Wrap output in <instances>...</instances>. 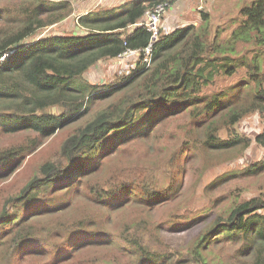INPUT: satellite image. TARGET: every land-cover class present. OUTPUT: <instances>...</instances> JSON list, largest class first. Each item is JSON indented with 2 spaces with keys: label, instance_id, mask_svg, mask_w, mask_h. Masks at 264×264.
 I'll use <instances>...</instances> for the list:
<instances>
[{
  "label": "trees",
  "instance_id": "trees-1",
  "mask_svg": "<svg viewBox=\"0 0 264 264\" xmlns=\"http://www.w3.org/2000/svg\"><path fill=\"white\" fill-rule=\"evenodd\" d=\"M58 1L29 0L27 8H16L17 0H0V182L14 172L0 190V264H39L43 258L45 264H169L177 253L171 264H186L221 233L241 242L237 260L222 264H264L263 191L228 203L191 237L188 250L170 254L163 238L166 229L174 230V219L188 230L194 221L187 219L203 216H187L172 203L181 194L174 169L182 157L207 168L216 156L244 154L253 143L264 147V129L252 136L240 128L248 114H264V0L243 6L225 38L221 27L213 29L210 10L201 8L200 24L161 30L151 65L141 58L108 83L85 73L102 59L148 45L152 31L136 23L158 3L180 0L99 3L79 16L82 32L41 35L55 23L46 16ZM3 22L15 27L4 29ZM243 67L246 77L204 92L219 75ZM178 118L185 121L171 129ZM69 126L56 154L15 173L42 147L39 136ZM8 135L13 142L4 140ZM161 139L180 145L166 147L167 156L155 155ZM135 146L143 149L139 159L129 152ZM115 160L123 166L105 175ZM162 166L171 174L166 187L155 182ZM263 170L264 158L227 176ZM162 206L165 215L157 218ZM128 208L120 221L110 215Z\"/></svg>",
  "mask_w": 264,
  "mask_h": 264
},
{
  "label": "rangeland",
  "instance_id": "rangeland-1",
  "mask_svg": "<svg viewBox=\"0 0 264 264\" xmlns=\"http://www.w3.org/2000/svg\"><path fill=\"white\" fill-rule=\"evenodd\" d=\"M6 1L11 4L15 3L14 0ZM253 1L255 0H180L171 6L174 10H169L170 8L167 9L163 20L165 15L168 13L176 14L177 16L173 15L172 18L178 17L180 20L179 22H174L169 31L187 23L193 22L195 24H200L202 19L201 12L199 10L201 8H208L211 15V20L209 21L212 23L213 29L221 27V38H225L228 37L230 32L239 24L240 18H242H239L240 9ZM17 2L18 4L13 5V7L22 6L27 8L30 3L29 0H17ZM68 2L70 4H68ZM68 2L66 1L65 4L63 0L57 2V7L53 9L52 15L46 16L49 19H56V21L54 24L47 26L46 30L43 31L41 35L45 34V32L56 34L82 32L84 28L77 24L79 16L93 9L92 7L98 6L99 3L109 2L110 4H115L118 0H71ZM32 14L31 9L29 10V14L26 16L27 21ZM9 18L10 17H7V19ZM14 27L15 26L12 22H3L2 28L4 29H13ZM165 28L167 29V27ZM39 30L42 31L44 29ZM240 49L241 44L238 46V50ZM142 56V54L134 52L122 57L102 59L85 73V76L87 77L86 79L95 81L99 80L100 83L114 81L116 78L120 77L121 73L131 71V69L138 64ZM246 70V67H243L240 72L232 76L224 74L219 75L215 83L205 86L204 92L209 93L214 89L226 87L240 78L246 77ZM93 108V111H95V109L99 108V105H94ZM55 109L57 108L55 107ZM181 121H185V118L173 120L168 124V126L171 129H176L178 123ZM73 125H76V123ZM240 128L248 135H257L258 132H261L264 129V114H248L243 118ZM70 130H72V127L69 126L66 129L60 128L54 134L44 138L39 136V138L43 140L42 147L34 155L30 156V161L27 163L28 157L26 162L21 165L15 173L20 172L27 164H29L33 169V165L36 164L38 160L45 157H51L53 154H56L62 144V141L69 134ZM26 135L31 136L34 134L28 133ZM4 140L8 143L13 142L9 135L5 136ZM161 144L162 146L159 147V151L153 152V154L157 155L162 153L167 156L169 155V150H166L165 148L179 146L180 142L173 139H161ZM142 151L139 146H135L131 147L129 152L132 158L136 157V159H139L137 156H139ZM32 157L35 158L33 161H31ZM263 158L264 147L258 145L257 143H253L244 154L240 155V153H238L234 156L233 152H231L223 155L222 157L216 156L212 164L209 163L207 168H204L205 166H203L201 160H198L196 163V161L190 159V157H182L180 159L179 165L174 169V171L180 174V177L178 178L180 183L178 189H176V195L181 193L178 196L180 203H178V198L172 203L173 205L174 203L178 204L176 208L182 207V210H179V212L185 213L187 216L192 215V217H196L198 214L203 216L202 218H194V220L192 218L187 219L186 221H194L192 222L193 225L190 224V226H192L188 230H182L183 226L178 227L179 222H177V218L173 220L174 230H170V228L166 229V234H163V238L165 239L164 246L168 248L170 254L174 252L177 253V250H188V243L191 237L198 233V231L210 221V218L213 215L224 210L228 203L237 198L241 200L243 197H251L255 194H262L264 192V170L258 174H246L237 177L227 176V173H230L232 170L243 169L251 163H255ZM122 162L123 161L119 160L110 161L108 164L109 168L104 174L110 175L111 173L116 172L119 165L123 166ZM163 165H165V162ZM218 177L223 178L214 186H210V183L214 182V179H217ZM13 178L14 172L7 179L0 182V190L7 185L9 187V183L13 181ZM155 182H158V184L163 187L170 185L171 174L168 166H162L160 170L157 171V178ZM130 205L131 203H129V206ZM169 206L171 207V205ZM130 208L126 210L120 209L117 212L114 211L112 214L110 213V215L120 221L130 213ZM164 215L165 212L162 206L156 216L157 218H161ZM240 245L241 242L236 237L221 233L217 237L209 239L201 247H199L198 252L196 253V256H198L196 262H187L186 264L231 263L232 261L237 260L235 251L239 250ZM180 254L181 253H177L176 255L178 257L173 260L170 259L168 263L171 264L172 262H176L177 259H179ZM45 260L46 259L43 258V262L39 261V264H45Z\"/></svg>",
  "mask_w": 264,
  "mask_h": 264
},
{
  "label": "built area",
  "instance_id": "built-area-1",
  "mask_svg": "<svg viewBox=\"0 0 264 264\" xmlns=\"http://www.w3.org/2000/svg\"><path fill=\"white\" fill-rule=\"evenodd\" d=\"M171 6L169 5L168 2L165 1L158 3L151 9H147L144 14V18L140 19V21L137 22L136 24L146 25V27L150 31H152L151 41L145 47L128 48L124 52L119 54L118 57H122L124 55L137 52L143 55L141 58H143V61H145L148 66L151 65L153 60L154 46L160 36L161 30L163 29L169 31L168 27L163 24V17L167 9L170 8ZM165 27H167V29Z\"/></svg>",
  "mask_w": 264,
  "mask_h": 264
},
{
  "label": "crops",
  "instance_id": "crops-1",
  "mask_svg": "<svg viewBox=\"0 0 264 264\" xmlns=\"http://www.w3.org/2000/svg\"><path fill=\"white\" fill-rule=\"evenodd\" d=\"M169 10H174L172 9V7H170ZM184 13V12H183ZM173 15H176L174 13H168L167 15H165V18L163 20V24L166 25L168 27V29H170L171 25L174 23V22H179L180 20L178 19V17H175V18H172ZM177 16V15H176Z\"/></svg>",
  "mask_w": 264,
  "mask_h": 264
}]
</instances>
